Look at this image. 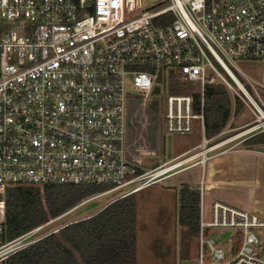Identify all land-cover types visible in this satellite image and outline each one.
I'll use <instances>...</instances> for the list:
<instances>
[{"label": "built area", "instance_id": "built-area-1", "mask_svg": "<svg viewBox=\"0 0 264 264\" xmlns=\"http://www.w3.org/2000/svg\"><path fill=\"white\" fill-rule=\"evenodd\" d=\"M238 61L264 63V0H0V263L58 232L39 236L46 222L6 240L8 188L109 186L69 213L105 194L129 196L198 157L205 167L214 150L263 133L264 72L255 79ZM175 79L200 86L199 114L192 94L172 91ZM217 82L234 110L240 99L253 115L243 131L213 145L204 132V155L150 169L129 158L132 124L154 129L156 145L162 126L190 134L199 120L204 130L205 87ZM154 103L152 120L143 111ZM207 191L202 177L197 248L186 264H264V215L217 200L207 211Z\"/></svg>", "mask_w": 264, "mask_h": 264}, {"label": "trees", "instance_id": "trees-1", "mask_svg": "<svg viewBox=\"0 0 264 264\" xmlns=\"http://www.w3.org/2000/svg\"><path fill=\"white\" fill-rule=\"evenodd\" d=\"M173 92L192 94L195 113L202 111V94L196 83L175 79ZM244 104L234 101L222 82L204 91V132L207 139L219 135L239 115ZM151 115L157 109L151 107ZM149 144L152 143L149 136ZM247 146L264 144V132L245 141ZM109 189L99 184H47L41 187H11L6 190L5 239L13 240L49 218L67 213L84 200ZM136 194L109 203L98 213L68 223L37 243L0 264H137L138 215ZM198 190L184 188L179 221L187 242L198 236L200 216Z\"/></svg>", "mask_w": 264, "mask_h": 264}, {"label": "rangeland", "instance_id": "rangeland-1", "mask_svg": "<svg viewBox=\"0 0 264 264\" xmlns=\"http://www.w3.org/2000/svg\"><path fill=\"white\" fill-rule=\"evenodd\" d=\"M239 66L255 79H260L264 72L263 62L238 61ZM246 87L254 94L250 85L235 68H233ZM136 97V95H133ZM264 98V95H263ZM155 103L153 107H155ZM156 108V107H155ZM151 108H145L143 113L147 118L155 120L157 114L151 115ZM158 112V111H156ZM253 115L246 108L240 115L233 116L228 126L219 135L213 137L209 145L229 139L244 129H236L252 121ZM236 129V130H235ZM154 129L146 130L152 143L149 150L155 149ZM160 153L143 154L141 169L154 164L155 167L172 157L200 144L204 137L202 124L195 122V128L190 134H168L164 126L160 132ZM150 134V135H149ZM230 141L209 153L212 158L206 167L194 166L183 172L155 182L135 195L137 202L138 231H137V264H186L195 254L197 237L187 242L183 237V229L179 221V207L182 203L184 188L198 190L203 177L207 186L205 196L206 209L209 211L213 201H221L239 208L261 213L264 208V146L248 147L241 140ZM201 147L192 150L187 155L201 152ZM203 152V151H202ZM201 157L194 161H200ZM160 162V163H159ZM188 162L184 165L190 164ZM120 192L105 194L96 198L81 208L65 213L57 218H49V224L38 235L57 231L66 224L91 213L100 206L117 197ZM45 222V223H46ZM228 236L230 232H217Z\"/></svg>", "mask_w": 264, "mask_h": 264}, {"label": "crops", "instance_id": "crops-1", "mask_svg": "<svg viewBox=\"0 0 264 264\" xmlns=\"http://www.w3.org/2000/svg\"><path fill=\"white\" fill-rule=\"evenodd\" d=\"M240 115V114H239ZM241 126H243V122L242 123H240V125L238 126L237 125V127L236 128H239V127H241ZM146 130L147 129H143L141 126H139V125H136V124H132L130 127H129V129H128V156H129V158L132 160V161H134L135 163H138V164H142V162H143V160H142V155L144 154H147V150H149V136H147V133H146ZM151 131V130H150ZM149 131V132H150ZM204 131V130H203ZM247 138H249V137H246L245 138V140L247 139ZM244 140V141H245ZM244 144H245V142H243ZM199 146V144L198 145H196V146H194V147H192L191 149H188V150H186V151H184V152H182V153H179L178 155H176V156H174V157H172V158H175V157H178V156H181V158L182 159H185V158H189V157H191L192 155H195L196 153H192V154H189V155H187L189 152H191L192 150H195V149H197V147ZM256 146H264V144H260V145H256ZM256 146H248V147H250V148H252V147H256ZM155 153L154 154H159L160 153V142H158V144L155 146ZM151 155V154H150ZM153 155V154H152ZM171 158V159H172ZM168 160H170V159H168ZM161 162H163V161H161ZM195 162H197V161H192V163H195ZM209 162H211V161H209ZM160 163V162H159ZM186 163H188V162H186ZM192 163H190V164H187V165H183L182 166V171H180L179 173H181V172H183L184 170H186V169H188V168H191V167H194V166H198V165H200V164H192ZM156 164H154V165H152V166H149L148 168H145V169H150V168H152V167H154ZM202 166V165H201ZM203 167V166H202ZM205 167H206V165H205ZM205 167H203V168H205ZM179 173H177V174H179ZM176 174V175H177ZM145 188H147V187H145ZM145 188H143V189H141V190H144ZM141 190H139V191H137V192H140ZM137 192H135L134 194H136ZM113 199H111L110 201H108V202H106L105 204H103L102 206H100L98 209H96L95 211H93V212H91V213H88V214H84L83 216H81V218H79V219H77V220H74V221H72V222H76V221H78V220H81V219H84V218H88V217H90V216H92V215H94V214H96V213H98L99 211H101L103 208H105L111 201H112ZM84 206V205H83ZM82 206H80V207H78V208H81ZM78 208H76V209H78ZM75 209V210H76ZM74 211V210H73ZM261 213L260 214H263L264 215V208L263 209H261ZM72 222H70V223H72Z\"/></svg>", "mask_w": 264, "mask_h": 264}, {"label": "water", "instance_id": "water-1", "mask_svg": "<svg viewBox=\"0 0 264 264\" xmlns=\"http://www.w3.org/2000/svg\"><path fill=\"white\" fill-rule=\"evenodd\" d=\"M158 91H159V89L157 88L156 91H155V93H154V95H153V98L156 99V98L158 97ZM0 196H1V195H0Z\"/></svg>", "mask_w": 264, "mask_h": 264}, {"label": "bare ground", "instance_id": "bare-ground-1", "mask_svg": "<svg viewBox=\"0 0 264 264\" xmlns=\"http://www.w3.org/2000/svg\"><path fill=\"white\" fill-rule=\"evenodd\" d=\"M205 152H207V149H206V148H204V150H203L202 154L204 155V154H205Z\"/></svg>", "mask_w": 264, "mask_h": 264}]
</instances>
